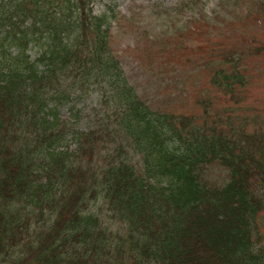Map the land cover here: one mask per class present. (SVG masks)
<instances>
[{"label":"trees","instance_id":"1","mask_svg":"<svg viewBox=\"0 0 264 264\" xmlns=\"http://www.w3.org/2000/svg\"><path fill=\"white\" fill-rule=\"evenodd\" d=\"M109 1L0 0V264H264V117L237 99L246 54H207L191 107L149 104L112 48ZM175 34L134 61L177 87L174 67L194 61ZM90 94L83 129L73 101Z\"/></svg>","mask_w":264,"mask_h":264},{"label":"rangeland","instance_id":"2","mask_svg":"<svg viewBox=\"0 0 264 264\" xmlns=\"http://www.w3.org/2000/svg\"><path fill=\"white\" fill-rule=\"evenodd\" d=\"M112 3L117 13L110 31L113 35L112 48L120 58L129 83L145 101L157 107L172 109L174 102L171 103L168 97L174 100L177 98L183 108L186 109L187 105L191 107L198 97L200 84L208 81L207 71L201 68L202 59L209 57L207 54L214 49L228 52L230 44V47L233 45L246 54L242 63L246 69L242 73L251 78L244 91L237 95V99H244L242 108L246 107L247 111L244 114L264 117V54L248 57V50L245 49L253 40L264 44V0H110L111 6ZM106 5L107 2L97 3L95 11H104ZM176 32L182 33V58L189 57L194 61V64L189 65L187 59H175L181 64L184 60L186 63L182 69L173 66L180 71L172 73V76L178 74V78H181L177 87L172 82L176 78H167L171 74L156 79L150 72L140 70L134 61V51L137 50L136 54L141 55L144 48L153 46L148 45L150 41L165 40L166 36L174 35L169 41L178 44L176 37L180 34H175ZM244 38L247 43L242 45ZM169 64L163 67H168V72L171 68ZM216 101L219 102L218 107L228 105L224 99L218 98ZM73 103L81 111L80 128L93 127V111L100 109L95 94L83 96ZM66 108L69 107L61 111L63 120L69 116ZM202 175L217 185L222 184L225 179L224 172L216 166L205 168Z\"/></svg>","mask_w":264,"mask_h":264}]
</instances>
